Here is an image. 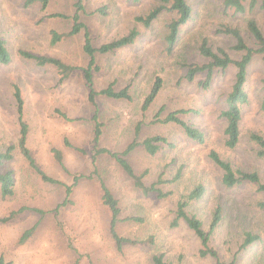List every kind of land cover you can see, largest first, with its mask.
Masks as SVG:
<instances>
[{"label":"rangeland","instance_id":"1","mask_svg":"<svg viewBox=\"0 0 264 264\" xmlns=\"http://www.w3.org/2000/svg\"><path fill=\"white\" fill-rule=\"evenodd\" d=\"M25 1L0 0V35L11 56L8 64L0 63V149L14 146L13 158L0 171L12 170L15 183L12 195L2 197L0 193V256L13 264H151L154 254H163L174 264H215L211 257L199 255L200 241L181 219L172 225L178 200L201 184L202 197L191 200L186 211L208 229L213 210L221 208L222 220L210 236V245L221 259L264 264V206L260 205L264 193L250 182L224 186L222 171L208 156L216 150L234 170L255 171L264 182V157L257 156L258 148L250 140L252 133L264 137L260 110L264 62L255 55L248 66L249 99L241 107L240 140L233 149L224 146L225 121L220 114L234 81L235 66L215 70L207 88L199 85L205 80L204 73L192 81L185 78L190 64L208 62L199 53L204 39L214 50L223 48L233 60L240 58L241 53L233 49L234 39L220 32L224 26L237 27L246 43L254 46L246 23L253 18L264 33L263 0L252 12L236 14L225 12L222 0H188L191 17L170 50L165 36L173 13H160L149 27L135 20L159 0H49L45 8L39 0ZM74 13L94 46L137 29L132 44L96 54L97 69L92 71L96 91L110 84L115 89L127 88L130 100L98 94L95 103L89 101L82 71L89 62L82 48L84 28L69 34ZM52 31L62 35L56 43L51 42ZM20 50L56 57L75 69L62 80L56 67L23 58ZM156 77L162 86L143 111V100ZM15 86L23 99L27 147L35 163L62 184L42 180L18 148ZM180 109L197 110L180 117L203 132L202 144L191 141L177 124L157 121ZM94 113L101 125L97 141L93 139ZM154 135L167 138L171 146L161 144L150 155L140 143ZM132 140L138 145L126 159L136 174L143 175L144 185L155 184L164 196L155 191L143 193L108 153L99 154L92 163L95 146L121 152ZM55 150L60 152L64 168L55 158ZM99 178L118 200L123 221L117 232L137 241L124 243L120 251L109 234L110 215L100 200ZM66 185L72 186L70 203L64 204ZM21 207L26 209L4 220ZM27 230L30 234L22 241ZM245 232L257 233L261 240L241 250Z\"/></svg>","mask_w":264,"mask_h":264},{"label":"trees","instance_id":"2","mask_svg":"<svg viewBox=\"0 0 264 264\" xmlns=\"http://www.w3.org/2000/svg\"><path fill=\"white\" fill-rule=\"evenodd\" d=\"M34 0H26V4L33 2ZM41 2L42 8H45L49 0H39ZM136 1V0H133ZM259 0H248L246 4V0H222L223 9L225 12L232 10L233 13H245L246 11L252 12ZM77 9H81L80 2L76 5ZM262 8H264V0L262 4ZM173 13V18L167 24V34L165 36V41L167 44L168 50L172 49L175 45L180 28L187 23V21L191 17V6L188 0H159V4L152 9H150L146 14L136 16L135 20L142 24L145 27H149L152 22L160 15L162 12ZM264 17V13H263ZM73 24L69 34H76L82 28H84V43H83V51L89 57V62L85 68L82 69L84 80L86 87L88 88V99L93 104L95 103V97L98 94H101L105 97L112 99H127L130 100L131 96L128 93L127 88L115 89L111 84L106 86L105 88L96 91L94 89L92 71L93 69H97L95 65V55L96 54H105L108 52H113L118 48L126 46L128 44H132L135 38L138 36V31L136 28H132L128 34L115 39L113 41L103 43L100 46H94L91 43L89 33L84 25L79 21V16L77 13H74L72 16ZM246 28L250 33L254 46H249L241 31L237 27L232 26H224L220 29V32L229 35L234 39L233 49L240 52V58L233 60L229 54L223 48H217L214 50L207 42L206 39L202 40L199 46V53L208 59V62L202 65L198 64H190L188 66L187 72L185 74V78L187 81L194 80L197 74L204 73L205 80L200 81L199 85L203 88H207L212 79L213 73L215 70H225V68L229 64H233L236 68L235 76L233 84L229 92L226 95L225 103L226 106L221 111V117L225 121V127L223 130L224 135V146L228 149H233L237 146L240 140V121L242 119V111L241 107L248 102L249 96L246 89L247 82V69L249 64L251 63L253 57L255 55H260L264 62V33L261 30V27L258 25L256 20L250 18L247 20ZM51 42L56 43L60 40L62 35L57 33L56 31L51 32ZM19 54L23 58H29L35 60L38 64H50L56 67L60 73H62V80L66 78L75 67L71 65H67L62 62L60 59L52 56H44V55H36L29 51L20 50ZM11 56L5 45V41L3 37L0 35V63L8 64L10 62ZM162 86V80L160 77H156L149 93L143 100L142 110L145 111L150 106V104L156 98L160 88ZM262 100L260 103V110L264 114V78L262 79ZM13 97L16 102V111L18 114V123H19V134L17 145L21 152V154L26 158L29 165L36 171V173L41 177L42 180L49 183L62 184L58 180L50 177L46 172H44L36 163L34 158L32 157L30 150L27 147V134H28V125L22 118L23 112V99L20 94V90L17 86L14 87ZM185 113H197V110L193 109H180L169 112L163 119H157V121L162 123L172 122L177 124L183 129L185 135L196 143L202 144L205 140V136L203 132L195 127L192 124L185 122L180 115ZM64 116V115H63ZM95 120L94 126V137L95 141L98 140L101 135L100 123L98 121L97 113L93 114L92 117ZM157 118V117H156ZM137 133V131H136ZM250 140L257 146V156L264 157V137L252 133L250 135ZM145 151L154 155L161 144H166L171 146L170 142L167 138L161 135H154L150 137H146L142 143H140ZM138 143L135 140H132L123 151L121 152H112L104 148H100L95 146L94 152L92 154V163H95L96 157L101 153L110 154L116 162L119 164L121 169L133 179V183L136 187L142 190L143 193H147L149 191L157 192L158 196H164L159 189L155 187V184L147 187L142 182V176L135 173L131 164L126 159V155L132 151ZM14 146L9 145L5 150L0 149V167L5 164V162L10 161L13 158ZM55 158L58 163L64 168V164L62 161V156L59 151H54ZM209 158L211 161L217 166V168L222 171L221 172V183L226 187H232L235 184H240L242 182H250L257 185V189L260 192L264 193V182L259 177L258 173L253 172H245V171H236L233 169L232 165L224 160L220 154L216 150H211L209 152ZM93 173H96V169L94 166ZM78 176H74V182H76ZM158 182V181H157ZM160 182V181H159ZM14 177L12 170L8 169L4 172L0 171V193L2 197L10 196L13 194L14 187ZM74 184V183H73ZM99 184L101 189V203L108 208L109 211V234L115 243V247L118 251L122 250L124 243H133L137 241H133L126 237L120 236L117 232V225L119 222H122L123 219L120 217V207L117 198L113 195L111 190L106 186L105 182L99 178ZM71 186H65L66 197L63 201L64 204L69 202L68 196L71 193ZM204 193V186L198 184L186 197H183L178 200L176 204L175 217L172 222V225L175 226L178 224V221L181 219L185 225L194 233V235L200 241V249L199 255L202 257L209 256L214 261L215 264H235V259L227 262L221 259L217 250L210 245V236L211 233L218 227L219 223L222 220V212L220 207H216L213 210L212 217L208 226V229H204L202 221L194 214H190L186 211V206L191 200H197L202 197ZM70 203V202H69ZM264 206V202L260 204ZM26 209V207H21L17 211H12L9 216L4 219L8 220L13 217L18 212ZM32 210L38 211V209L33 208ZM133 220L139 221L140 218H133ZM31 230L25 231L22 237V241L29 236ZM261 240V236L257 233L245 232L243 241L240 245V249L246 248L248 245ZM0 264H13L11 261H7L3 256H0ZM151 264H174L167 262L163 254H154L151 257ZM175 264H180L175 263Z\"/></svg>","mask_w":264,"mask_h":264}]
</instances>
